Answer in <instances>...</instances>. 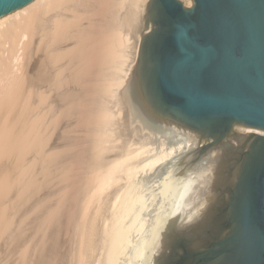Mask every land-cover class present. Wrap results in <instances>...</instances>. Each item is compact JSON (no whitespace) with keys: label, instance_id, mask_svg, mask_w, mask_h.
Instances as JSON below:
<instances>
[{"label":"bare ground","instance_id":"1","mask_svg":"<svg viewBox=\"0 0 264 264\" xmlns=\"http://www.w3.org/2000/svg\"><path fill=\"white\" fill-rule=\"evenodd\" d=\"M124 4L153 9L152 0H28L5 15L0 26V264H54L56 257L62 263L57 239L68 224L75 231L67 264H106L110 241L128 223L125 215L136 201L125 210L123 194L136 188L132 179L140 171L153 169L173 151L162 140L159 151L154 135L125 113L119 22ZM80 126L88 132L85 140L81 130L82 137L74 133ZM70 168H85L86 174L76 206L66 201L65 189L53 197L64 188L55 186V176L64 182Z\"/></svg>","mask_w":264,"mask_h":264},{"label":"water","instance_id":"2","mask_svg":"<svg viewBox=\"0 0 264 264\" xmlns=\"http://www.w3.org/2000/svg\"><path fill=\"white\" fill-rule=\"evenodd\" d=\"M26 1L0 0V26L11 7ZM152 2L153 9L124 4L119 12L125 51L122 84L125 113L152 135L146 128L151 115L145 112L143 100L157 115H162L164 121L173 120L192 130L218 126L222 133L235 123L228 135L234 144L242 143L247 135L261 134L256 136L263 141L261 153L256 154L244 182L243 193L247 200L242 217L253 221L252 225L258 221L264 223V0ZM152 24L158 27L148 33ZM146 51L151 65L145 76H149L146 81L150 82L151 89L142 100L132 88L139 76L137 63ZM170 123L184 132L185 129ZM187 139L191 138L187 135ZM217 151L219 154L211 160L210 166L220 169L232 153L227 146ZM193 152L195 147L187 154ZM193 157V160L197 158L195 154ZM198 177L187 198L188 206L199 200L200 194L209 192L215 179L210 173ZM136 204L139 207L136 215L112 237L106 264L142 263L150 247L159 249V241L152 236L151 228H146L142 237L133 240V228L147 214L143 211L146 198L142 191ZM261 225L260 232L257 226L254 229L253 245L256 250L261 247V257L254 264H264V224ZM239 241L249 247L247 235L241 236ZM123 242L133 247L129 262H123L116 255Z\"/></svg>","mask_w":264,"mask_h":264},{"label":"flooded vegetation","instance_id":"3","mask_svg":"<svg viewBox=\"0 0 264 264\" xmlns=\"http://www.w3.org/2000/svg\"><path fill=\"white\" fill-rule=\"evenodd\" d=\"M152 25L148 33L154 32L158 27L157 24ZM149 57L146 51L139 64L137 63L139 76L132 88L142 100L145 92L151 89L150 82L146 81L149 76H145L149 72ZM143 105L145 112L151 115L146 128L153 133L156 144L162 140L167 151L174 149L162 162L147 170L142 184L141 180L136 181L146 198L143 211L147 212L148 218L144 219L145 228L153 229L152 236L159 241V249L150 247L143 262L254 264L261 257V247L256 250L253 245V240L256 239L254 229L257 226V231L260 232L261 224L264 223L258 221L252 225L253 221L248 222L242 217L247 200L246 193L243 192L248 170L256 154L261 153L263 141L256 137L261 134L247 135L242 143L234 144L228 135L235 123L221 133L218 126L192 130L186 125L167 119L173 125L185 129L183 132L175 129L170 122L164 121L165 118L146 106L144 100ZM186 130L194 132L196 137L187 139L189 133ZM210 142V146H204ZM224 146L231 148V157H228L227 163L221 164L220 169L211 167V160L219 154L217 150ZM193 147L195 152L187 154ZM194 154L197 158L193 160ZM208 173L215 175L209 192L200 194L199 200L188 206L187 198L191 195L199 174ZM245 235L248 237L249 247L242 246L239 241ZM235 240H238L237 243Z\"/></svg>","mask_w":264,"mask_h":264},{"label":"rangeland","instance_id":"4","mask_svg":"<svg viewBox=\"0 0 264 264\" xmlns=\"http://www.w3.org/2000/svg\"><path fill=\"white\" fill-rule=\"evenodd\" d=\"M123 74V73H122ZM90 80H87V82L88 83H90L89 82ZM86 83V82H85ZM84 83V84H85ZM88 86H92L91 84L89 85V84H87ZM91 95V94H90ZM87 96V95H86ZM80 125H83V124H80ZM77 126V125H76ZM79 126V125H78ZM78 128V127H77ZM79 128H81V129H79ZM78 128V131L80 132V130L82 131V126H80ZM83 128L85 129V127H84V125H83ZM78 131H74V133L75 134H77V135H80L81 137H82V132H83V139L86 137V134H87V136H89L88 135V132L86 133V130H84V131H82V132H80V133H78ZM86 133V134H85ZM85 134V135H84ZM85 140V139H84ZM78 142H82L81 144L83 145H85V143L86 142H84L83 140H81V141H78ZM77 143V142H76ZM80 144V145H81ZM158 146H157V148H158V150L160 151L161 150V144H160V141H159V144H157ZM69 149H70V147H68ZM156 154H157V151H156V153H152L151 154V156H156ZM147 158H149V157H147ZM68 170H69V168H68ZM70 170H72V171H68V173L66 174L67 176H66V178L64 179V182H62L63 181V179H62V176H60V177H58V176H55V179H54V183H56L55 184V186H60V185H63V189H59V191H57V193H54L53 194V197H56V196H59V194H60V191H61V195H63L62 193H63V191H64V189H65V192H64V194H65V196H67L66 197V201L68 202V200H69V202H71L72 203V205L74 204L73 202H76L75 200H76V198H75V196L77 195L78 196V194H79V196H81V193H80V191L81 192H83V190H81V188H79V185H80V183H81V185L80 186H84V183L82 184V182L81 181H83L84 180V176L86 175V174H84V171L83 170H85V168H73V169H71L70 168ZM76 170V171H75ZM147 170L148 169H146V170H142V171H140L139 172V174L136 176V177H134L133 179H132V181L133 182H136L137 180L138 181H140L141 180V184H142V182H144L145 181V179H146V175H147ZM73 171H75V173L73 172ZM80 171V172H79ZM71 172V173H70ZM82 176V177H81ZM71 177V178H70ZM145 177V178H144ZM58 178V179H57ZM59 178L61 179V180H59ZM143 178V179H142ZM57 179V180H56ZM70 180V181H69ZM72 180V181H71ZM59 182V184H57L58 182ZM61 181V182H60ZM84 182V181H83ZM64 183V184H63ZM66 184V185H65ZM76 185H78V186H76ZM55 186H53V187H55ZM75 186V187H74ZM58 187H56V188H58ZM62 187V186H61ZM70 187V188H69ZM74 187V188H73ZM72 189V190H71ZM82 189H84V188H82ZM71 191V192H70ZM126 191L128 192H130L129 194H126ZM125 191V193L123 194V196H125L126 195V197H124L123 199H124V201H122V203L120 204L122 207H124V209L125 210H128V208H129V206L131 205V204H133L134 203V201H135V197H136V201H137V198H138V196L140 195V193H141V190H140V188L138 187V185L136 186V188L135 189H133V191L132 190H130L129 189V187H128V189ZM59 192V193H58ZM74 192V193H73ZM68 193V194H67ZM57 194V195H56ZM60 195V196H61ZM83 195V194H82ZM50 198H52V196L50 197ZM73 198H75V199H73ZM131 200L129 203H128V200ZM127 202H126V201ZM136 201H135V204H134V208L132 207V209H131V211H130V213H128V214H126L125 215V218H126V222H130V220L136 215V213L138 212V210H139V207L137 206V204H136ZM68 202V203H69ZM76 204H77V202L74 204L75 206H76ZM128 204V205H127ZM128 207H127V206ZM148 218V215L147 214H145L140 220H139V222L137 223V225L133 228V230H132V237H133V240H138L139 238H140V236L142 235V233L144 232V229H146L145 228V226L141 229L140 228V224H142L143 222L145 223V220ZM145 219V220H144ZM127 223V224H128ZM74 224H68L67 225V229L64 231V232H61L62 230H60V232H61V235L59 234V239H57V241H61V242H57V243H59V244H57L58 245V253H59V255H58V253H56V255L59 257L60 256V258H58V259H60L61 261H62V263L63 264H67L68 263V260H71V258L73 259V257L71 256V251H70V247L72 246L71 245V243H72V240H74V239H72L73 237V231H75L74 230V226H73ZM64 226V225H63ZM70 227V228H69ZM68 229H70L69 231H68ZM73 229V230H72ZM141 231H140V230ZM72 230V231H71ZM140 231V232H139ZM59 232V233H60ZM62 233H64V234H66V235H64V234H62ZM72 234V235H71ZM71 236V237H70ZM64 238V239H63ZM70 238V239H69ZM46 239V238H45ZM44 239V240H45ZM32 240V239H31ZM46 240H48V239H46ZM45 240V241H46ZM50 240V239H49ZM48 240V241H49ZM68 240H70V242L68 241ZM29 242V241H28ZM44 242V241H43ZM69 242V243H68ZM45 243H48V242H45ZM49 244V243H48ZM70 244V245H69ZM60 246V247H59ZM125 248L122 250V252L119 254V257H120V259L123 261V262H129V260H130V258H131V255H132V251H133V248H131V246L129 245V244H127V243H125V246H124ZM66 248L68 249V251L66 250ZM70 251V252H69ZM66 253V254H65ZM70 254V255H69ZM63 255V256H62ZM66 255V256H65ZM69 255V256H68ZM57 258V257H56ZM56 258H55V261H54V264H56L58 261L56 260ZM68 258V259H67ZM67 261V262H66ZM65 262V263H64ZM60 264H62L61 262H59ZM59 263H57V264H59ZM119 264H124V263H119Z\"/></svg>","mask_w":264,"mask_h":264}]
</instances>
